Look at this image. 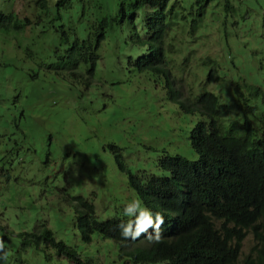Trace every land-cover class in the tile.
Wrapping results in <instances>:
<instances>
[{"label":"trees","instance_id":"trees-1","mask_svg":"<svg viewBox=\"0 0 264 264\" xmlns=\"http://www.w3.org/2000/svg\"><path fill=\"white\" fill-rule=\"evenodd\" d=\"M26 1L32 10L21 17L18 0H0V38L27 27L31 32L22 58L0 59V67L13 73H0V189H17L27 172L41 192L48 184L55 188L46 204H35L39 218L33 227L13 233L0 223V264H91L85 246L98 251L100 240L108 253L104 264H116V258L124 264H236L238 246L232 248L229 238L244 236L257 220L264 230V64L256 63L245 75L227 69V79L220 64L210 62L205 79L181 92L173 89L170 78H180L166 51L167 34L196 4L192 22L211 7L224 27L232 0ZM261 29L264 41V14ZM101 60L109 65L104 68ZM9 78L12 87L5 91ZM139 79L143 86L155 85L140 90ZM75 82L87 88L71 90ZM212 82H219L218 91L207 89ZM65 84L70 102L43 105ZM104 86L105 99L99 97ZM161 87L173 103L164 105L173 121L153 103L151 91ZM143 95L160 116L154 124L168 128L148 138L155 126H144L147 111L126 118L115 108L107 110L116 102H142ZM90 102L95 113L86 110ZM72 120L79 122L67 127ZM127 122L131 131L120 126ZM173 132L188 136L197 160L166 154L165 146L153 144L170 143ZM6 136L13 151L28 154L27 161H11ZM148 150L154 157L141 158L139 152ZM67 158L76 167H69ZM106 160L132 191L121 213L100 209L94 199L119 188L107 182ZM64 234H73L77 243L62 239Z\"/></svg>","mask_w":264,"mask_h":264},{"label":"rangeland","instance_id":"rangeland-1","mask_svg":"<svg viewBox=\"0 0 264 264\" xmlns=\"http://www.w3.org/2000/svg\"><path fill=\"white\" fill-rule=\"evenodd\" d=\"M52 1L53 0H51V2ZM232 4L234 6V10L223 20L224 27L221 26L219 16H217V13H215L216 8L211 7L205 9V11H208V15H206L204 18L197 17V20L192 22L191 20L196 18L194 13L195 9H198V5L196 4L195 7H193V11L189 10L191 13L188 14V20L186 19L183 22L176 23L172 30L169 31V34H167L166 38V51L169 50L167 56L169 59H171L169 67L176 74V78H180V80L176 81L170 78L173 89L186 92L187 87H195V82L198 79H205V66L210 67V65H206L210 62L211 65H215L216 62H218L220 64V69L225 71V77L227 79L230 78L229 74L227 73V69L233 75H242L244 72L247 73L250 67L254 68L256 63L264 64V41L262 40L261 29V18L264 14V0H232ZM28 5L29 2L26 0H18L16 3L15 9L19 12L21 17L24 15L30 16L32 5H30V7H28ZM191 28H194V31L191 30ZM8 32L9 31H7V37H4V35L2 37L1 35L0 38V59L14 57L22 58V50L25 49L26 45L29 44L30 41L31 32L29 27H27L22 33ZM170 43L173 44V47H171ZM17 45H20L22 48L19 49ZM186 47H189L190 51L192 52L187 51ZM100 63L102 66L106 64L104 68L109 65V62H104V60H101ZM208 69L206 73L208 72ZM1 72H7L9 76H13V73L7 69H4L3 66L0 67V73ZM75 83L76 84L70 85L71 90L76 86L79 88H87V86L83 87L80 82ZM218 83L219 82H212L210 84L207 83V89L218 91ZM67 85L69 86V84L61 85L59 87V91L52 93L49 96L47 102L43 103V105L49 106L51 108V105L53 104H49L48 102L54 101V99L57 100L56 102H53L55 103L54 108L59 107L64 99L70 102L72 97L69 93H71V91L68 89ZM152 85L155 84H146L143 86V80L139 79L136 80L135 86L141 90L143 87L150 89ZM4 86L5 91L10 90L12 87L10 78L4 83ZM103 90L104 94H99V97L105 99L107 98L109 90L107 86H104ZM135 91L136 88L133 87L131 94H133ZM151 94L156 95L153 103L157 105L158 111L163 112V115L166 118H168L170 121H173L174 115L168 111L164 112V105H173L172 102L165 99V94L167 95L166 89L161 87L160 91H151ZM147 97V95H143L141 97L142 102H116L114 105H108L107 110L115 108L118 113L122 114L126 118H133V116L137 117L141 113L147 111L146 114L148 119L145 121L144 126L147 128V123L150 124V127L155 126L154 130H152L150 133V136L145 135L148 138L154 136L158 131L166 130L168 128L163 124H154V120L159 119L160 116L151 110L152 107L149 103L145 102ZM86 110L95 113L96 106L90 102L86 105ZM29 114L33 115V113L30 111ZM133 121L134 120H129V122ZM78 122L79 120L69 121L67 123V127H73ZM128 125L130 124L127 122V124L123 123L120 126L125 130L127 129L131 131V127ZM174 131H177V129H174ZM67 132H70V130ZM142 132H144V129ZM170 138L171 140L168 144H164V141L161 139L157 143L154 141L153 144L159 147L165 146L166 154H180L192 160L197 159V154L192 151L189 146V140L186 134L175 136V133L173 132ZM4 142L6 144V151H10L11 154H14V157L11 158V161H16L17 159L23 161L28 160L29 156L27 153H25V151L20 152L19 150H12V146L9 145L10 137L6 136L4 138ZM21 146L24 147V144ZM153 154L154 153L149 150L139 152L141 158H151L154 157ZM164 154L165 153H159V155ZM156 155L158 154H155V157ZM69 158L65 159L67 164H69ZM72 162L69 164V167H76ZM106 163L109 168V173L107 176V182L109 186L112 184H117L119 188L114 189L112 195H106L103 193L97 197L95 196L94 199L100 209L102 208L104 211L111 210L113 213L117 211V213H121L122 210L126 208V196L128 193L132 194V191L123 185L125 182V177L123 174L117 171L114 163L111 160H106ZM116 179H121L123 181L118 182L115 181ZM87 182L88 180L85 179V183L88 184L87 189L90 188V190H93V184ZM39 185L40 184H38L36 178L34 176H30V174L27 172L25 177H20L17 189L14 186L0 189V223L5 226L7 231L18 233L25 227H33L36 220H38L37 218L39 217H37L38 213L35 210V204H46L47 199H49V193H53L55 188L53 185L48 184L47 188H44L45 192L43 191V193L40 191L42 189ZM19 186L21 187L19 188ZM41 186H45V183L43 182ZM121 205L124 208L121 209ZM37 208L40 212L39 207ZM45 210L48 214L51 213L49 208ZM103 217H105V215H103ZM257 221L252 225L251 229L255 227ZM58 236L61 237L60 235ZM62 239L67 240L71 244L77 243L73 234H64ZM104 242L109 243L107 240ZM97 244L101 245L97 248L98 251L89 249L88 245L85 246V250H87L89 252V256L93 258V262H91V264H104L108 253H106V248L102 249L104 245H102L103 242L101 240L97 241ZM253 244L254 242L252 236L251 234H248L243 243L244 257L252 249ZM113 245L112 249L110 250L112 253L110 256L111 259H113V254H115V256L117 254L116 247H113ZM1 252L3 253V250H1ZM115 263L124 264L117 258L115 259Z\"/></svg>","mask_w":264,"mask_h":264},{"label":"clouds","instance_id":"clouds-1","mask_svg":"<svg viewBox=\"0 0 264 264\" xmlns=\"http://www.w3.org/2000/svg\"><path fill=\"white\" fill-rule=\"evenodd\" d=\"M197 158H198V154H197ZM130 211L131 209H126V212H130ZM252 225L253 223L251 222L247 226V228L243 230L244 236L239 237V238H236V237L229 238V245L232 248H235L238 246V249L236 252V256H237L236 264H264V258H262L264 256V230L260 226L259 220L257 221L255 227L251 229ZM248 234H251L254 244L252 246V249L249 251V253L244 257L243 256V243Z\"/></svg>","mask_w":264,"mask_h":264}]
</instances>
